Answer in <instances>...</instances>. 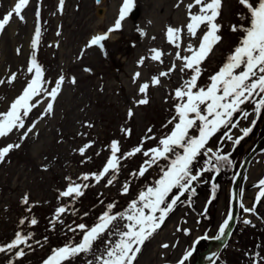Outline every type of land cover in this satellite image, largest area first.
<instances>
[{"label": "rangeland", "instance_id": "374dc122", "mask_svg": "<svg viewBox=\"0 0 264 264\" xmlns=\"http://www.w3.org/2000/svg\"><path fill=\"white\" fill-rule=\"evenodd\" d=\"M144 1L147 2V0H133V8L140 9V16L137 19L131 17V11L125 17L128 22L126 25L136 26L141 34L140 40L136 39L130 46L128 42L121 43L123 50L130 48V54L118 51L119 38L122 35L118 31L110 33L109 38L102 42L103 50L98 46L88 47L87 41L96 33L107 31L95 32L96 29H92L83 34V40L79 42L73 41L71 35L74 34L73 29L79 28V25H76L75 16H77V23H81L84 4L90 9L89 15L94 16L93 23H97L99 21L97 17L105 15L112 6L113 0H102L98 6L95 0H64L62 10L60 0H29V4L21 13L23 20L14 16L5 30L0 32V80L5 81L0 84V112L7 111L11 102L21 94L28 80L34 75L27 72V66L33 54L43 69L47 89L54 87L55 81L61 75L65 77L57 99L53 102V111L40 118L51 98L37 97L36 99L41 102L25 118L26 127L36 122L35 129L21 143L20 148L10 151L5 161L0 163V246L10 243L16 231H19L23 235L32 234L28 241L32 247L20 246L24 250L28 249L30 256H35L39 248L45 253L54 248L51 244L54 238L47 237L48 223L46 224L44 220L48 218L53 223L50 232L54 235L75 224V218L79 217L75 207L77 197L59 196V193L66 190L70 183L66 178H71V182L90 185L83 189L84 198L88 199L81 206L80 216L83 219L89 220L95 216L97 211L92 209L95 205V202L92 204V200L96 199L94 197L97 194L108 195L113 203H119L120 210H114L112 214L125 211L129 203L137 199L140 191L133 188L130 180L123 175H115L116 178L111 185H107L108 179L113 176L111 171L99 183L91 177L88 181L80 178L84 174L98 173L102 170L111 155L110 144L113 140L119 141L120 152L117 155L122 157L124 153L141 146L146 136H152L155 139L144 140L143 150L158 146L159 138L169 133L172 128L168 121L175 115L174 105L177 103L173 98L175 89L180 87L183 80L188 79L191 73L187 70L185 73L179 71L182 61L176 60L174 54L170 53L176 48L165 53L166 60L168 59L165 63L145 60L148 66L153 64L157 75H152L146 64H136L134 58L140 52V43L142 45L146 43L147 53L150 55L152 54L150 49L155 48L158 43L161 44L162 49L167 48L165 44L168 41L164 30L166 25L183 29L179 49L181 55H187L184 52L186 39L191 40L193 45H198L199 41L190 38L185 27L189 20L187 5L194 0H153L152 6L145 4ZM15 2L16 0H0V18L14 7ZM252 2L255 4L256 0ZM198 11L199 6L193 7L192 12ZM239 14L247 13L238 0H222L220 16L217 19V23L222 26L218 33L222 40L214 46L213 51L201 65L203 71L198 80L200 87L207 86L209 76L219 70L226 57L239 43L243 33L231 31V26L241 24L248 26L249 23L247 19L241 20ZM62 15L66 21H72L71 29L64 27ZM148 15L155 21H160V28L155 32H152V29L145 30L146 25H142ZM36 27L40 28L41 36L38 46L33 49L32 39ZM58 32L59 35H57ZM78 32L80 36L81 30L79 29ZM127 55L130 57L125 64L124 59ZM172 58L174 62L170 63ZM173 63L177 66L176 70L166 77H160V83L153 85L152 77H159V73L168 71ZM128 69H134L146 79L149 88L145 94L139 92V81L132 82L130 77H123ZM13 73L17 78L8 83ZM89 74L93 76L83 78V75ZM73 78L76 81L75 84L71 82ZM119 83L124 85L125 88L122 89L126 92V96H122L123 92ZM145 95L149 102L139 105L137 101ZM129 110L133 113L131 117L128 115ZM250 123L251 120H247L242 122L239 128L234 129L231 133L233 138L242 135L239 129L249 127ZM166 124L167 127H165ZM122 128L129 129L130 135L126 136L121 131ZM149 128L152 129L150 133ZM23 131L14 130L8 137L0 138V147L19 142V136ZM190 134L195 135L193 130ZM89 143L91 147L86 149L84 155H81L79 149ZM262 149L250 165L247 175L243 177V185L240 186L242 197L245 191L252 190L250 193L254 196L260 191L257 183L264 175V147ZM146 159L147 157L142 153H137L129 164L134 171H138ZM123 162L124 158H121L120 163ZM146 175L153 176L152 183H154L160 173L156 172L153 165L144 176ZM222 180L223 182L218 184L214 193L218 200L217 205L213 207L214 220L206 221L199 218V213L203 211L210 198V194L204 192L197 199L196 210L184 204L176 211L164 229L143 249L137 264L142 257L145 263L149 259L147 264H178L184 253L192 250L197 237L204 236L205 240L217 237L219 227L227 218L231 204L232 184H229L230 180ZM207 181L208 178L205 182ZM199 182H203V176L197 181ZM125 183H128L129 191L127 194H122ZM147 187L142 185L143 190ZM256 187L255 193L253 189ZM25 195L29 198L27 204L22 203ZM81 197L83 198V195ZM61 206H65L68 211L61 214L57 220L55 210ZM99 207L102 208L101 205L95 208L99 210ZM261 210L264 211V198L257 212L255 211L258 222H261V217H264ZM33 218L37 220L35 225L30 223ZM21 219L25 221L23 225L20 223ZM124 223L123 220H117L116 227L122 229ZM247 228L250 229V227ZM248 235L243 233L242 239ZM107 238L105 234L104 239ZM240 240L234 237L229 248L217 255L218 257L216 256V262L221 264L220 261L231 252L239 253L238 248L242 246ZM163 244H168L169 247L163 248ZM197 247L198 245L195 249ZM103 248L104 240H98L93 248V254H88L87 261L94 260V255L102 254ZM15 251L0 253V264L21 258L15 256ZM194 254L195 252L185 261V264L195 263L197 257L193 256ZM64 263L69 264L68 261Z\"/></svg>", "mask_w": 264, "mask_h": 264}, {"label": "snow or ice", "instance_id": "6c2138e0", "mask_svg": "<svg viewBox=\"0 0 264 264\" xmlns=\"http://www.w3.org/2000/svg\"><path fill=\"white\" fill-rule=\"evenodd\" d=\"M64 0H60V8H63ZM238 3L246 9L245 14H239L241 20L247 19L248 26L243 24L231 26V31H241L243 33L239 43L226 57L225 62L217 72L209 76V83L206 87H200L198 80L202 75L203 62L208 58L222 37L218 34L221 25L217 23L220 16L222 0H194L188 4V23L185 25L187 34L190 38L198 40V45H193L191 41L184 48V52L188 55H181L180 51L175 53L176 60L182 61L179 71L185 73L189 71L191 74L188 79L183 80L180 87L175 89L174 99L175 115L168 121L172 125L169 133L165 134L158 140V146L148 150H143V142L147 139H155L152 136H146L141 146L133 148L131 151L118 156L120 152L119 141L113 140L110 144L111 155L106 160L102 170L98 173L84 174L80 179L88 181L90 177L99 183L110 171L119 172L121 158L127 159L137 153H142L147 157L139 168L138 172H134L132 176L143 177L145 173L153 165L159 166L161 160L168 163L160 168L159 178L154 181L146 190L139 192L137 199L132 200L127 209L123 212L112 214L115 208L114 203L107 205L106 210L97 218V222L89 227L84 223H80L75 227L69 226V231L82 233V238L78 243H67L62 247L52 249L51 254L43 261V264H64L66 261L75 259L81 254H93V246L98 240H104V248L102 254L94 255V260H88L87 264H134L137 255L141 252L142 246L148 241L158 230L161 229L169 214L175 210L178 203L182 202L181 197L188 193L187 200L190 202L196 194L194 182L199 181L205 172H220L224 165H230L232 161L228 154H221V150H213L206 147L209 140L215 136L221 129H224L221 142L223 140L232 141L238 145L244 137H247L252 131V127L239 129L242 135L233 138L231 129L239 127L240 121L234 120L233 117L239 113L243 119H248L251 115L242 108L246 103L254 105V113L259 116L264 110V0H256L254 4L252 0H238ZM29 4V0H16L14 7L0 18V32L13 19L18 17L23 20L22 10ZM133 0H123L122 7L119 10V16L115 20L113 27H110L106 33L93 36L88 47L98 46L103 50V41L109 38V34L122 28V21L133 8ZM199 6L198 12H192L193 7ZM39 16V12H37ZM182 28H173L171 26L166 29V38L170 44L177 49L181 48ZM202 33V34H200ZM59 35V32L57 33ZM41 30L39 27L35 29V35L32 39V48L35 49L40 41ZM19 53V49L17 50ZM152 53L150 59L160 61L163 55L159 49H150ZM145 58L141 57L139 64H143ZM176 64L159 73V77H152V84L158 85L160 77H166L176 70ZM27 72L34 75L28 80L20 95H18L10 104L5 112H0V138H6L13 131L20 132L19 142L9 143L0 147V163L5 161L10 151L21 147V143L28 137L36 127V122L26 127L25 118L29 116L32 110L41 102L37 97H50L44 109V115L53 111V102L61 90L65 77L61 75L56 81L55 86L50 90L45 87L47 81L44 79L42 67L37 63L35 54H33L28 66ZM140 73H136L134 80L138 78ZM13 73L8 81L11 83L16 79ZM76 83L73 78L71 81ZM5 81L0 80V84ZM149 88L148 83H144L139 87V92L146 93ZM149 101L147 95L137 101L139 105H145ZM129 117L133 115L129 110ZM255 120L251 121L254 125ZM91 127V125H88ZM167 127V124L165 125ZM195 129L197 135H191V131ZM121 131L127 136L130 135L129 129L122 128ZM151 128L148 129L150 133ZM91 147V143L79 149L81 155H84L87 148ZM99 155V153H98ZM203 155L206 157L204 166L196 169L194 166L198 158ZM115 175L108 179L107 185H111L115 180ZM66 190L59 193L60 197H80L83 189L89 187L88 184H80L71 182ZM260 191L256 197L257 202L264 198V179L258 182ZM216 186L213 185V198ZM173 190H177L173 194ZM129 191L128 183L122 188V194ZM242 195V193H241ZM171 199L169 200V197ZM29 198L25 195L22 203L27 204ZM241 208L245 212H253V208ZM30 210V209H29ZM68 211L65 206L58 207L55 210V217L58 220L61 214ZM87 215V213H85ZM232 215L227 218L219 227V235L215 237L220 239L225 235L226 230L232 220ZM123 220V228L116 227V221ZM23 225L25 221L21 219ZM31 225L37 223L36 219H31ZM244 223H250L245 220ZM179 230V229H178ZM107 234V239H104ZM32 234L23 235L16 232L14 239L7 245L0 246V253L15 251L17 258L23 257L26 253L21 245L31 248L28 241ZM116 237V239H113ZM203 238V237H202ZM47 238H45L46 240ZM39 244V241H37ZM163 248H168V244H163ZM192 255L191 251H186L178 264H185V261ZM12 264V261H9Z\"/></svg>", "mask_w": 264, "mask_h": 264}, {"label": "trees", "instance_id": "16d2710c", "mask_svg": "<svg viewBox=\"0 0 264 264\" xmlns=\"http://www.w3.org/2000/svg\"><path fill=\"white\" fill-rule=\"evenodd\" d=\"M251 107H253V112H254V105L252 103H246V104L242 105V108L245 111H248L249 113H250V108ZM233 119L234 120L238 119L240 122L242 120H244L239 113H237L233 117ZM254 120L256 121V123L251 126L252 127V131L249 133V135L247 137H244V139L241 140V142L238 145H235V144L232 143V141H229V140H226V139L223 140V142H221V138L223 136L224 129H221L220 132H218L215 136H213L211 138V139H213L211 144L214 147V151L217 150V149H220L221 150V154H228L229 155V159L232 161V163L230 165H224L221 168L220 172H219V174H224L225 180H230V181L233 180V178H234V176H235V174H236V172L238 170V166H239V162H240L239 159H240V157L245 155V150H244L245 143L249 142V141H252L254 139H255L254 141L256 142L259 138H261L264 135V110H262V112H261V114L259 116H256V114H255ZM260 124H262L261 128L259 127ZM205 159H206V157H204L203 155H201L198 158V160H197V162L195 163V166H194V172H195L196 169H199V168L204 166V160ZM165 165H166V160H161L159 162V166L160 167H163ZM121 172H124L123 167H119V172L118 173H121ZM215 174H218V173L213 170L211 172H205L202 176L206 179L209 176L212 177ZM141 181H143V183H145V181L143 179H141L138 175L135 176V179L133 181L131 180L132 186H134L135 188H137L139 190H142V187L139 185V183ZM193 186L196 188V194H195V196L192 197V200L190 201L191 206H194L195 200L197 199L199 193H202L205 190L212 191V193H213V186L210 184L209 181H207L205 183H202V184L196 183L195 185L193 184ZM176 191L177 190H173V194H175ZM188 195H189L188 193H185V195L181 197V201L182 202L186 201L187 203H189V201L187 200ZM170 199H171V196L169 197V200ZM85 201H88V200H82L81 202H85ZM93 202H95L97 204V206H100L99 204H102L101 205L102 208L99 207V211L96 212V213H98L97 217H99L106 210L108 204L113 203V202L110 201V197L103 196V195H97L96 199ZM180 203H178L177 206L175 207V210L172 213L169 214V216L165 220V222L176 211V209L178 208ZM216 203H217V196L214 194V198L212 196V198L210 200V203L208 204L207 209H205V211L200 214V217L202 219L212 220L213 216H214V213L209 209V205L211 206V204H216ZM115 210H118V209H115ZM88 224L90 226L94 225L93 219L90 220ZM163 225H162V227H163ZM162 227H161V229H162ZM160 230H158V232ZM157 233H155L154 235H156ZM81 238H82V233H80L79 230H77V232H75V233L73 232L72 235H68V234L67 235H63L62 239L59 241V244L61 246H64L67 243H74L76 240H81ZM263 240H264V224H263V227L260 228L258 239H256L255 242L256 241L262 242ZM148 241H146L145 244ZM248 243H252V241H250V238L247 241L246 245H248ZM260 244L261 243H259L258 249L257 250L255 249L252 252H250V247H246L244 249L243 256H241L242 257L241 259H239L237 257V255L233 254V256L230 257L231 263L232 264H264V256L263 257L260 256V252H261L260 251L261 250ZM144 245L142 246V248L144 247ZM204 247H205V244H203L201 242L198 245V247H197V251H200ZM138 255H137V257H138ZM86 258H87V255L81 254V255L77 256L75 259L70 260V262H71V264H85ZM135 262H136V260H135ZM135 262H134V264H135ZM21 264H43V261L38 262V261H33L32 259H24L23 261H21Z\"/></svg>", "mask_w": 264, "mask_h": 264}, {"label": "bare ground", "instance_id": "6f19581e", "mask_svg": "<svg viewBox=\"0 0 264 264\" xmlns=\"http://www.w3.org/2000/svg\"><path fill=\"white\" fill-rule=\"evenodd\" d=\"M144 2H145V4H147L149 6L154 5V1L153 0H147V2L146 1H144ZM122 4H123L122 0H113L112 6L109 8L108 11L105 12V15H100V16L97 17L99 19V21H97V23H93V17L94 16L89 15L90 14V9L86 6V4H84V11L82 12V16H81V23H77V16H75L76 17V25H79V28L77 30H75V29L72 30L73 33H74V34H71L73 36V41H75V42L82 41L83 40L82 39L83 38V34L88 33V31H91L92 29H96L95 32H98V31H101V30L107 31L110 27H113L115 20L119 16V10L122 7ZM157 8H161V7H157ZM158 11L159 10L157 9L156 12L158 13ZM62 22H63V25H64L65 28L71 29V26H72L71 25V23H72L71 20L70 21H66L65 17L63 16V21ZM92 23H93V27L91 26ZM126 23H128V22L124 19V21H122V28L120 30H117L118 32L122 33V35L119 38L120 44H119V50L118 51L130 54V48L128 50H126V51L123 50L124 48L121 45V43L128 42L129 46H130V45H132L135 42L136 39L140 40L141 34H140V30L137 29L136 26L126 25ZM142 25H146L145 30L146 29H152V32H155L156 30H158L160 28V21H158V20L155 21V19L152 16L148 15V17L145 19V23L142 22ZM167 27H169V26L166 25L164 27L165 31H166ZM79 29L81 30L80 36H78V33L80 32V31L78 32ZM104 33L105 32H100V34L96 33L95 35H101V34H104ZM90 39H89V41H90ZM89 41H87L88 44H89ZM189 41H191V40L186 39L184 41L185 48H186L187 44L189 43ZM140 45H141L140 52L134 58V62L136 64H139L138 61H140L141 57H144L145 60L146 59L151 60L150 59L151 55L147 53L146 43H143V45L140 43ZM165 45L167 47L165 49L161 48L162 46H161L160 43L155 45V49H159L163 53V56L161 57V60H162L163 63L168 61V59L166 60V58H167L166 54L169 53L170 51H172L174 48H176L174 45L171 46V44L169 42H167ZM177 51H180V50L176 48L174 51H172L170 53L174 54V56H175V53ZM62 53L65 54L64 52H62ZM187 55H188V53H187ZM129 57H130V55H127V57H125V59H124V63L125 64L127 63V61H129V59H128ZM145 60H144L143 64H146ZM151 61H153V60H151ZM171 62H174L173 58L171 59L170 63ZM148 71L152 75H157L156 70L153 67V64L148 66ZM136 73H138V72L134 71V69H128V70H126L124 72L123 77L124 78L130 77L132 82H138L139 81L140 82L139 83L140 86L142 84L146 83V79L141 77V75H139V77L134 80V77H135ZM90 76H93V74L83 75V78H88ZM119 87L122 89L124 87V85L122 83H119ZM122 92H123L122 96H126V92L123 89H122ZM164 231H166V230H164ZM147 260H149V259H147ZM147 260H146V263H145V261H144V259L142 257L139 264H147L148 263Z\"/></svg>", "mask_w": 264, "mask_h": 264}, {"label": "water", "instance_id": "95a60500", "mask_svg": "<svg viewBox=\"0 0 264 264\" xmlns=\"http://www.w3.org/2000/svg\"><path fill=\"white\" fill-rule=\"evenodd\" d=\"M100 1L101 0H97V3H100ZM138 15H139V10H134L133 11V17L137 18ZM263 144H264V138L252 150V152L247 156V158L243 161V163L239 169V172H238V174L234 180V185H233V189H232V197H233L232 198V207L230 210V214L232 215L233 218L230 221V225H229L225 235L222 236L220 239L210 240L209 244H208V249L200 255L196 264H207L209 262V260L211 259V257L214 256L215 253L225 245L227 239L229 238L231 232L233 231L234 223H235L236 216H237L238 192H239V183H240L241 176H242L243 172L245 171L249 161L254 157V155L256 154L258 149Z\"/></svg>", "mask_w": 264, "mask_h": 264}]
</instances>
